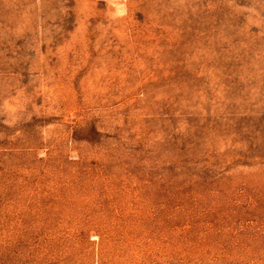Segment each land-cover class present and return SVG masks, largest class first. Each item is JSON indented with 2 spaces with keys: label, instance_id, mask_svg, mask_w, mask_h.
<instances>
[{
  "label": "rangeland",
  "instance_id": "1",
  "mask_svg": "<svg viewBox=\"0 0 264 264\" xmlns=\"http://www.w3.org/2000/svg\"><path fill=\"white\" fill-rule=\"evenodd\" d=\"M0 264H264V0H0Z\"/></svg>",
  "mask_w": 264,
  "mask_h": 264
}]
</instances>
